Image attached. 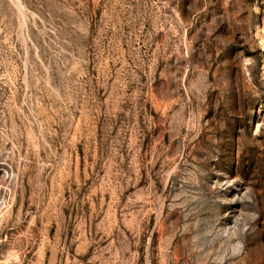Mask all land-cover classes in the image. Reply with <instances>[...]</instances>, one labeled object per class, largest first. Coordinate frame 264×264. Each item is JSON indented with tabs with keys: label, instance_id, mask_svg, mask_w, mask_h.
I'll return each mask as SVG.
<instances>
[{
	"label": "rangeland",
	"instance_id": "obj_1",
	"mask_svg": "<svg viewBox=\"0 0 264 264\" xmlns=\"http://www.w3.org/2000/svg\"><path fill=\"white\" fill-rule=\"evenodd\" d=\"M0 264H264V0H0Z\"/></svg>",
	"mask_w": 264,
	"mask_h": 264
}]
</instances>
